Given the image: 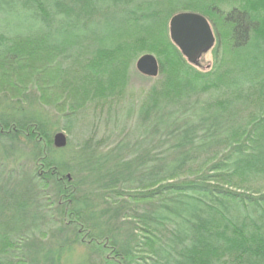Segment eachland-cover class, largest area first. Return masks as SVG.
I'll use <instances>...</instances> for the list:
<instances>
[{
	"label": "trees",
	"instance_id": "obj_1",
	"mask_svg": "<svg viewBox=\"0 0 264 264\" xmlns=\"http://www.w3.org/2000/svg\"><path fill=\"white\" fill-rule=\"evenodd\" d=\"M185 11L230 59L183 55ZM0 264H264V0H0Z\"/></svg>",
	"mask_w": 264,
	"mask_h": 264
},
{
	"label": "water",
	"instance_id": "obj_2",
	"mask_svg": "<svg viewBox=\"0 0 264 264\" xmlns=\"http://www.w3.org/2000/svg\"><path fill=\"white\" fill-rule=\"evenodd\" d=\"M170 34L173 42L183 55L192 63H197L204 52L211 49L216 35L210 21L198 12H179L170 19ZM137 70L148 77H157L160 73L158 58L152 53L141 55L136 61ZM68 144L67 135L58 131L54 135L56 148Z\"/></svg>",
	"mask_w": 264,
	"mask_h": 264
},
{
	"label": "rangeland",
	"instance_id": "obj_3",
	"mask_svg": "<svg viewBox=\"0 0 264 264\" xmlns=\"http://www.w3.org/2000/svg\"><path fill=\"white\" fill-rule=\"evenodd\" d=\"M169 25H170V20L168 22V29L170 31ZM221 29L222 30L220 31V33L222 34V37H220V39H221L220 46H219V42H218L219 37L217 36V34H215L216 35V41H215L214 46L211 49H209L208 51L204 52L203 55L200 57V59L197 62V63H199L198 66L200 68H206L205 70H208V67L213 68L216 64L220 65V63H222V62H224V61H226L232 57L231 54L229 53L230 52L229 46L227 45L226 30L224 28H221ZM142 53L143 54H146V53L154 54L153 52H148V51H143ZM142 53H141V55H143ZM141 55L139 54L138 58ZM154 55L157 57L156 54H154ZM137 59H135V61L132 64V67H131L132 71L134 70V73L132 72V75L130 77L128 75L129 79L126 81L127 84H129V86H128L129 88L127 90H129L131 92L132 91L138 92L139 90L146 89V87L152 85V81L146 80L144 78V77H148V76L141 74L137 70V68H136ZM128 70H129V68H128ZM128 70L126 71V68H125L124 73L125 74L129 73ZM121 73L124 74L123 71ZM151 78H155V77H151ZM15 94H17V93L15 92ZM88 117L90 119L92 118V116H86L82 120V122H80V125H78V127H76L74 129L73 133H69L66 130L63 131L67 135L68 141L70 139H72V140H74V142L78 143L82 140L83 137H85L87 135V133H89L88 126L86 124H83L85 121L89 120ZM99 127H100L99 136H102L105 133V126L101 124V125H99ZM106 129H107L106 130L107 132H110V130H111L110 128L109 129L106 128ZM110 135H112V134H110ZM115 136L117 137V135H115ZM110 138L113 139L112 136Z\"/></svg>",
	"mask_w": 264,
	"mask_h": 264
}]
</instances>
